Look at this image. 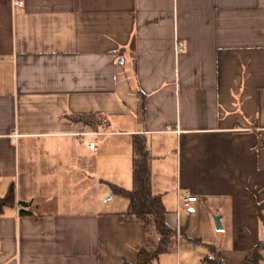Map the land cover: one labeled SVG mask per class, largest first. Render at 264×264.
Returning <instances> with one entry per match:
<instances>
[{"label":"crops","instance_id":"crops-1","mask_svg":"<svg viewBox=\"0 0 264 264\" xmlns=\"http://www.w3.org/2000/svg\"><path fill=\"white\" fill-rule=\"evenodd\" d=\"M99 116L111 128L94 134ZM135 134L178 232L155 264H242L264 240V0H0V197L16 188L0 264L135 262L145 230L121 220L129 200L66 210L56 181L67 174L72 204L97 182L132 189ZM23 162L56 208H40L38 180L22 185Z\"/></svg>","mask_w":264,"mask_h":264},{"label":"trees","instance_id":"trees-1","mask_svg":"<svg viewBox=\"0 0 264 264\" xmlns=\"http://www.w3.org/2000/svg\"><path fill=\"white\" fill-rule=\"evenodd\" d=\"M133 153V188L112 184V190L127 198L130 205L127 210L120 212L124 222H139L145 230V240L139 249L135 262L127 264H155L162 254L175 252L177 249L178 232L167 223V208L163 197L152 190V155L147 138L144 135L132 136ZM16 205V188L11 185L8 193L0 197V209ZM21 214H28L22 205ZM259 217L264 224L263 212L258 208ZM198 242V240H196ZM213 250V249H212ZM264 240H260L251 248L242 264H261L263 259ZM206 264H228L216 252L213 256L204 259Z\"/></svg>","mask_w":264,"mask_h":264},{"label":"rangeland","instance_id":"rangeland-1","mask_svg":"<svg viewBox=\"0 0 264 264\" xmlns=\"http://www.w3.org/2000/svg\"><path fill=\"white\" fill-rule=\"evenodd\" d=\"M23 159H25L24 157V153H23ZM26 163L23 162V171H22V175H21V183L22 185L25 186V181L28 178L31 179H35L36 181H39V187L36 185L34 187L33 190L34 194H36L35 196L38 199V202L41 203L40 204V208H45V207H49V206H54L55 208L57 207V205H44V195L46 192V189L44 188V186L42 185V180L45 179V176H47L46 174L43 175L42 171H32V172H26ZM67 174H60L59 177L60 179H56L57 182L59 181H64L61 182L59 187L61 186V197H63V200L65 201L64 204H60L59 207L60 208H64L66 210H69L71 208H74L76 206L81 207L82 209H90V210H124V203L123 201H126V199H124L123 197L114 195L112 193L111 188L109 187V185L101 183V182H97V186L92 188L90 191L87 192V194L82 197V200H80L82 202V204L76 203V204H72L73 200L78 201V197L76 198L74 196H72V193L74 191L71 190L70 188V181L68 179V177H64V180L61 179L63 176H66ZM107 177L105 175H100L99 177ZM113 182L116 183L117 180L121 179L122 177L120 176H124L123 178H126L125 175H118V174H114L113 175ZM123 180V179H121ZM84 187L81 189V192L83 193ZM75 192H78V190H76ZM97 201V202H95ZM216 217V216H215ZM215 217H214V221H215ZM216 225V223H215Z\"/></svg>","mask_w":264,"mask_h":264},{"label":"built area","instance_id":"built-area-1","mask_svg":"<svg viewBox=\"0 0 264 264\" xmlns=\"http://www.w3.org/2000/svg\"><path fill=\"white\" fill-rule=\"evenodd\" d=\"M14 3L15 4H21V2H19V1H15ZM178 49H179V52L183 50V45L181 43H179V48ZM98 121L100 122V125L103 126V130L95 132L94 134H103V133H105V131L107 129L111 128V125H110L108 119L105 116H99L98 117ZM16 136H18V135H15L14 139H16ZM89 148L92 149V150L95 149V141L89 142ZM181 199L184 202V205L186 207H188L190 202L196 200V197L195 196H191V195H183L181 197Z\"/></svg>","mask_w":264,"mask_h":264},{"label":"water","instance_id":"water-1","mask_svg":"<svg viewBox=\"0 0 264 264\" xmlns=\"http://www.w3.org/2000/svg\"><path fill=\"white\" fill-rule=\"evenodd\" d=\"M215 223H216L217 229H222V223H221V216L220 215L215 217Z\"/></svg>","mask_w":264,"mask_h":264}]
</instances>
